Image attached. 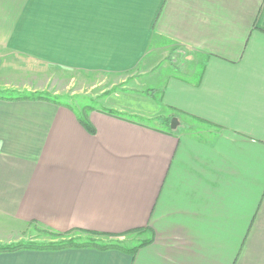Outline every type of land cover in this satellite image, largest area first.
I'll use <instances>...</instances> for the list:
<instances>
[{
	"label": "crops",
	"instance_id": "obj_1",
	"mask_svg": "<svg viewBox=\"0 0 264 264\" xmlns=\"http://www.w3.org/2000/svg\"><path fill=\"white\" fill-rule=\"evenodd\" d=\"M159 40L193 66L171 65L158 100L123 87L130 98L103 108L174 114L168 130L95 108L90 134L64 106L0 98V217L150 242L0 264H264V0H0V55L141 80Z\"/></svg>",
	"mask_w": 264,
	"mask_h": 264
},
{
	"label": "rangeland",
	"instance_id": "obj_2",
	"mask_svg": "<svg viewBox=\"0 0 264 264\" xmlns=\"http://www.w3.org/2000/svg\"><path fill=\"white\" fill-rule=\"evenodd\" d=\"M155 46L159 47V60L161 64L154 68L150 75L141 80H134L136 74L131 77L122 75H106L101 73H90L81 71H69L55 68L51 65H44L39 61L28 60L13 55H0V95L15 96L16 92H40L49 96H56L62 102L74 106L80 111L85 106L93 108H112L113 103L127 101L130 96L118 95L123 87L134 88L138 94L149 95L150 98L158 100L157 88L160 77L166 74H179L180 69L173 70V67L193 66L194 54L171 43L159 40ZM167 56V57H165ZM170 66V68L168 67ZM182 74V73H181ZM136 95V93H129ZM133 102V101H132ZM131 108L135 109L140 103H132ZM159 109V113H165ZM158 113V114H159ZM125 114V113H124ZM163 117L159 115L154 119L141 118L132 113H126L127 118L140 121L145 125L168 130L171 125H166ZM49 229L35 223H19L7 218L0 217V244L15 242H47L55 239L47 232ZM86 237L80 232H72L66 238ZM134 237V238H133ZM148 234H132L123 239L133 238L132 241L139 242L147 238Z\"/></svg>",
	"mask_w": 264,
	"mask_h": 264
},
{
	"label": "trees",
	"instance_id": "obj_3",
	"mask_svg": "<svg viewBox=\"0 0 264 264\" xmlns=\"http://www.w3.org/2000/svg\"><path fill=\"white\" fill-rule=\"evenodd\" d=\"M0 98L8 99V100H44L54 103L56 105L64 106L70 110H72L75 115L78 117L79 123L88 131L90 134L94 133L93 127L89 123L87 119V114L89 111L94 110L95 108L90 106L83 107L80 111H78L74 106L62 102L56 96H49L40 92H16L15 96H3L0 95ZM98 111L116 117L122 118L124 117V113L117 112L112 109L98 108ZM174 114L167 115L163 118V122L166 125H170V121ZM50 230V231H49ZM47 232L50 236H52L54 241L47 242H15L9 244H0V254L1 253H12L22 250H35V251H58L65 249H94L99 251H108L115 250L122 253H126L131 255L132 257L135 255L136 251L141 247L147 245L150 242V238H144L143 240L136 242L132 241L134 238L123 239L122 241L119 239L121 237H127L132 234L143 235L148 233L147 229H132L130 231L121 233V234H110V233H102L97 231L85 230V229H70L66 232H57L49 229ZM72 232H80L85 234L86 237H72L66 238L65 236ZM134 240V239H133Z\"/></svg>",
	"mask_w": 264,
	"mask_h": 264
},
{
	"label": "water",
	"instance_id": "obj_4",
	"mask_svg": "<svg viewBox=\"0 0 264 264\" xmlns=\"http://www.w3.org/2000/svg\"><path fill=\"white\" fill-rule=\"evenodd\" d=\"M176 119L175 118H172L171 121H170V125H171V128H173L174 124L176 123Z\"/></svg>",
	"mask_w": 264,
	"mask_h": 264
}]
</instances>
